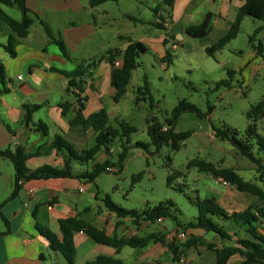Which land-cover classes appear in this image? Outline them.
I'll list each match as a JSON object with an SVG mask.
<instances>
[{
  "label": "rangeland",
  "instance_id": "obj_1",
  "mask_svg": "<svg viewBox=\"0 0 264 264\" xmlns=\"http://www.w3.org/2000/svg\"><path fill=\"white\" fill-rule=\"evenodd\" d=\"M141 1L143 4H140ZM147 4L146 0H122L108 2L104 8L116 19L111 22L113 27L124 30L123 33L131 32V36L135 37L140 33H162L154 26V8L159 7L163 11L166 8L164 1H159L152 7ZM0 8L15 20L22 19V13L17 6L0 3ZM124 12L138 20L143 19L146 23L140 25L135 20H129ZM261 24L259 20L246 17L237 37L223 50L215 52L214 56L206 52V48L213 45L212 42L207 43V40L192 38L193 40L186 41L184 46H178L177 49L170 47L168 52L171 62L166 59L164 62L169 64L167 70L163 68L155 53L149 52L142 57L141 67L132 73L128 91L123 99L118 104L106 101V111L113 126L118 127L116 120H124L136 128V132L130 137V144L126 145L129 149L124 168L120 172L116 167L122 143L121 139L117 138L108 151H102L95 158V163L109 161L115 166L109 168L110 173H103L98 177L97 185H92L91 192L97 193L102 200L108 195L115 204L126 210L144 211L164 201H172L173 213L181 225L186 226L197 217L196 202L208 197L206 184L214 178L212 175L207 178L205 175L208 174L200 172L196 167H190L189 163L194 159L210 162L218 168H233L245 181L257 184L264 191V179L259 178L256 166L230 142L218 139L214 131V128L230 127L237 131L239 139H244L248 135V127L254 124V120L248 116V111L264 97V31L256 36L254 42L260 53L257 54V49L252 47L249 39ZM10 33L9 27L0 20V67L7 57L10 58L1 47V44H7ZM229 71L232 73L228 74ZM144 75L148 78L149 95L146 100L136 103V92L144 85ZM222 80L227 85L217 88V83ZM181 101L196 106L202 116L197 113H183L174 131L189 133V136L178 142L179 150H174L171 142L163 144L157 150L148 136L147 121L154 117L166 126L174 108ZM256 126L257 133L264 137V117L256 122ZM7 137L10 139L12 136L0 116V147H10L15 151V145L6 142ZM136 143H141L143 147H136ZM251 144L254 155L264 162V154L259 151L254 137ZM94 145L95 136L86 139L84 149L89 150ZM14 174L10 160L0 158V232L7 230L2 214L9 221L13 239L23 240L27 236L33 241V235L38 233L31 224L32 214H29L27 219H22L26 213L25 199L17 197L9 200L14 189ZM174 174L177 175L172 185H167L168 176ZM212 181L215 183V180ZM85 183L89 182L85 180ZM229 190L236 191L239 198L235 204L228 205L229 210L243 211L255 204L264 207L262 201L251 194L231 188ZM228 197L230 195L223 200L228 201ZM21 223H24L25 233L18 231ZM111 232L120 238L154 236L179 246L194 237L213 243L210 240L214 237L213 234L203 237L192 233L187 238L188 230L185 231L170 218L155 223L141 221L139 224L129 218L126 224L120 221L115 228L111 226ZM8 240L0 236V252L8 248ZM18 249L22 250V247ZM205 249L198 244L186 250L179 263L173 261L166 245L153 241L144 249L124 247L120 251L126 264H198L196 261L200 255H209L205 254Z\"/></svg>",
  "mask_w": 264,
  "mask_h": 264
},
{
  "label": "crops",
  "instance_id": "obj_2",
  "mask_svg": "<svg viewBox=\"0 0 264 264\" xmlns=\"http://www.w3.org/2000/svg\"><path fill=\"white\" fill-rule=\"evenodd\" d=\"M146 1L148 7H152L162 0ZM105 4L91 8L87 0H26L33 24L28 36L19 40L16 56L7 57L5 63L1 65L6 84L3 85L0 80L2 84L0 90L5 87L7 92L0 94V116L12 136L10 139L5 138L6 142L13 143L15 149L24 148L25 153L31 157L27 165L29 169L44 165L62 166L64 153L52 147L55 136L60 135L72 142L78 151L85 150L86 139L95 136L92 130L72 129L69 121L77 112L78 97L83 100L82 112L85 117L103 108L106 110V101H113L115 89L112 85L113 68L107 60L109 50L117 49L122 54L129 45L130 39L139 41L147 48V52L141 58L149 52L155 53L163 68L167 70L169 64L164 62L169 48L174 49V45L178 48L184 46L186 41L193 40V37L187 33L188 27L201 24L210 14L211 21L207 35L199 41L207 40L209 41L207 43L215 44L227 34L244 0H175L170 10L167 7L163 11L159 7L154 8V26L162 33L155 32L149 35L140 33L136 37L131 36V32L123 33L124 30L113 27L111 22L116 19L104 8ZM140 4L143 2L141 1ZM125 16L140 25L146 23L143 19L138 20L132 15L125 14ZM43 22L64 40L72 61L65 59L58 47L50 42L42 25ZM3 45L5 44H1L2 48ZM3 50L5 51L4 48ZM78 65H82L83 68L75 79L82 83V91L71 87L69 78L52 70L55 68L70 72ZM121 65V59H117L115 67L119 68ZM65 102L72 104L67 115H63L60 106ZM24 105H42L41 109L32 114L27 124L24 121L26 116ZM93 164L91 162V165L82 167L75 164L74 168L81 174L90 171ZM205 176L209 178V175ZM212 180H215V183ZM212 180L206 184L209 191L207 198H215L217 203L229 212L240 211L228 209V205H233L239 200L236 196L237 192L229 190L236 189L229 184L223 185L222 179L212 178ZM92 185L97 184L90 182L87 184L85 180L76 178L27 182L19 193V198H24L26 202V213L22 219H27L29 214L36 210L37 221L59 235L62 222L69 217L78 216L112 236L114 234L111 232V226L115 228L120 221L126 224L129 218L121 219L108 211L99 195L91 192ZM226 194L230 195L228 201L223 200ZM31 224L34 225L33 217ZM18 231L25 233L24 223L19 225ZM234 232L232 229L231 240H222L214 236L210 241L219 248L234 245L240 237ZM260 232L264 235V224ZM11 233L10 230L9 234L1 236L9 239L8 248L0 252L2 264H51L63 261L59 255L51 252L47 242L37 233L33 235V241L27 236L23 240L13 239ZM192 233L203 237L208 235L201 230L190 229L186 232V237L188 238ZM74 242L75 264L92 262L99 255L123 259L121 251L116 254L115 249L96 244L84 232L76 233ZM19 247H22V250L18 249ZM205 250L207 251L205 254L209 255H200L196 261L198 264L214 262L215 253ZM41 253L46 255V261L39 260ZM240 263L241 259L234 257L229 264Z\"/></svg>",
  "mask_w": 264,
  "mask_h": 264
},
{
  "label": "trees",
  "instance_id": "obj_3",
  "mask_svg": "<svg viewBox=\"0 0 264 264\" xmlns=\"http://www.w3.org/2000/svg\"><path fill=\"white\" fill-rule=\"evenodd\" d=\"M121 0H87L88 6L91 8L98 7L108 2H119ZM175 0H164V3L168 10L173 7ZM0 3L8 6H17L22 13V19L17 21L8 16L0 8V20L5 23L11 31L7 44L3 45V48L11 58L16 56V47L19 44L20 39H24L29 34V29L33 24V19L30 15V11L26 6V0H0ZM246 17H251L261 21V26L254 30L253 35L250 37L249 42L254 49L255 38L258 34L264 31V0H244L243 6L238 10L235 20L231 23L227 34L221 38L217 43L206 48V52L210 56H214L215 52L223 50L228 43L237 37L241 30V26ZM211 15L208 14L204 21L199 25L190 26L187 28V33L195 38L201 39L207 35L210 27ZM45 32L52 44H55L61 55L68 61H72L70 52L61 37H58L53 29L47 24L42 23ZM158 25V24H157ZM260 50V49H259ZM257 49V54L260 53ZM147 52V48L139 41L129 40V45L121 54L119 50L112 49L107 53V60L112 66V85L115 89L113 101L118 104L128 91V87L131 81L132 72L141 67L140 58ZM117 59H121V67H115ZM166 60L171 62V55L167 52ZM82 65H78L73 71H61L53 68L52 70L63 74L69 78V85L76 87L82 91V83L76 81L82 70ZM232 72H228L231 74ZM0 80L3 85L5 82L4 70L1 67ZM144 85L140 87L136 94V103L146 100V96L149 95L148 78L144 75ZM223 85H227L225 81H219L217 88ZM7 92L4 87L0 90L1 93ZM63 115H67L71 110L72 104L65 102L60 104ZM77 112L75 116L70 119V126L72 129L80 128L83 131L92 130L95 135V145L89 150L78 151L74 144L64 137L57 135L54 137L52 147L58 152H63L62 166L55 167L51 165H44L36 169L28 168V161L31 158L24 151V148L17 147L13 151L10 147L1 149L0 158H6L12 163L14 174V189L10 195L9 200H13L19 197V193L22 186L30 181L34 180H50V179H80L86 180L90 183H96V180L103 173H110L109 168L115 166L109 161L104 163H95V158L102 150L108 151L109 146L115 139L120 138L121 152L118 156V171H122L124 168V162L127 157L130 144V137L136 132V128L131 124L123 121L116 120L117 126L112 125L110 117L107 111L103 108L98 112L91 114L88 117L83 115V100L78 97L77 99ZM42 105H24L26 110L25 123L27 124L32 117V114L41 109ZM197 113L202 116L201 111L194 105L181 101L174 108L172 117L167 120V125L161 124L157 118H149L147 123V133L151 139L152 145L157 150L161 148L163 144L172 143L174 150H179L178 142L185 140L189 133H175L174 129L178 119L183 113ZM248 116L254 120V124L247 129V137L239 139L238 133L235 129L227 128H214L215 135L222 141L230 142L237 150L249 159L255 166L259 173V178L264 179V162L262 159L257 158L252 149L251 144L252 137L255 138L256 145L264 154V137L257 133L256 122L264 117V97L254 107H251L248 111ZM167 127V131L163 128ZM9 128V127H8ZM46 129V127H45ZM126 141V142H125ZM136 147L142 148L141 143H136ZM94 162L90 171L83 172L81 174L75 171L74 165L86 166ZM190 167H196L200 172H204L208 175L216 176L222 179L237 191L241 193H248L258 198L264 204V191L255 183L245 181L233 168H218L210 162L194 159L189 163ZM177 174L170 175L167 178V185L171 186L173 180ZM141 177V176H139ZM105 208L114 213L118 218H131L136 224L141 221L155 223L159 219H167L177 222L178 226H182L184 230L196 229L201 230L206 234H213L222 240H231V230L233 229L235 235L240 237L234 245L224 246L219 248L215 243H210L203 238H192L188 240L184 245H177L175 243H167L165 239H157L154 236L146 237H130L120 238L117 235H108L105 230L98 229L91 223L79 218L78 216L69 217L65 219L60 228V234H56L49 228L41 225L36 219V210L33 211L32 217L34 219V227L38 235L42 237L54 254L59 255L63 261L53 262L51 264H75L76 247L74 242L75 234L78 232L86 233L96 244L103 245L115 249L116 254L120 252V249L124 247H130L132 249H144L152 241L155 243L164 244L170 250L173 261L179 263L182 260V255L186 253V250L192 249L198 244L206 249L215 253V260L213 264H229L231 259L239 257L241 259L240 264H264V235L260 232L262 225L264 224V207H259V204L252 205L243 211L229 212L222 208L215 198H205L203 200L198 199L196 202L198 215L186 226L181 225L177 216L172 211L174 204L172 201H164L158 206L148 208L144 211L139 210H126L115 204L111 198L107 195L102 200ZM7 230L0 232V236H4L10 233L9 221L1 214ZM40 261H46L47 257L44 253L39 255ZM86 264H126L122 259L114 256L99 255L94 261L87 262ZM158 264V263H157Z\"/></svg>",
  "mask_w": 264,
  "mask_h": 264
},
{
  "label": "built area",
  "instance_id": "obj_4",
  "mask_svg": "<svg viewBox=\"0 0 264 264\" xmlns=\"http://www.w3.org/2000/svg\"><path fill=\"white\" fill-rule=\"evenodd\" d=\"M174 49H177V46L176 45H174ZM20 78V77H19ZM163 130L164 131H167V127H164L163 128ZM109 171H110V169H109ZM222 183H223V185H227L228 183H226L225 181H222ZM162 219H159V221H161Z\"/></svg>",
  "mask_w": 264,
  "mask_h": 264
},
{
  "label": "water",
  "instance_id": "obj_5",
  "mask_svg": "<svg viewBox=\"0 0 264 264\" xmlns=\"http://www.w3.org/2000/svg\"><path fill=\"white\" fill-rule=\"evenodd\" d=\"M214 178H217L216 176H214Z\"/></svg>",
  "mask_w": 264,
  "mask_h": 264
}]
</instances>
